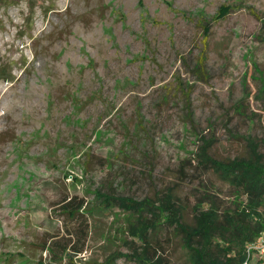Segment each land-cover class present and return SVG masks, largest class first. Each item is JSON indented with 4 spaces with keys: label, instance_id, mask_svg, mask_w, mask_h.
<instances>
[{
    "label": "rangeland",
    "instance_id": "rangeland-1",
    "mask_svg": "<svg viewBox=\"0 0 264 264\" xmlns=\"http://www.w3.org/2000/svg\"><path fill=\"white\" fill-rule=\"evenodd\" d=\"M262 81L264 0H0V264H48L43 245L77 225L60 210L74 194L95 209L74 260L130 252L126 214L94 189L169 187L185 221L207 197L233 206L197 153L207 141L213 157L246 156L248 137L264 152ZM172 227L158 254L190 264Z\"/></svg>",
    "mask_w": 264,
    "mask_h": 264
},
{
    "label": "trees",
    "instance_id": "trees-1",
    "mask_svg": "<svg viewBox=\"0 0 264 264\" xmlns=\"http://www.w3.org/2000/svg\"><path fill=\"white\" fill-rule=\"evenodd\" d=\"M206 30L207 26H204ZM195 68L202 71L199 63ZM260 92L264 93V81ZM246 145V156L225 159L210 155L207 141L200 147L198 159L232 187L234 199L233 206L226 207H220L212 198L203 199L206 205H196L191 221L183 220L186 207L176 203V195L169 187L161 197L139 200L94 189L92 193L101 202V208L117 206L126 214L123 231L130 236V239L122 238L130 252L112 253L99 264H111L119 257L133 259L138 264H168L158 254L161 245L157 234L164 223L172 225L173 231L181 234L190 264H241L245 258V245L264 228V152L250 137L246 138ZM87 204L84 196L64 197L60 210L69 219L76 220L77 225L66 229L67 235L62 241L50 239L43 245L49 253L48 264H78L74 256L82 252L88 235L87 220L80 217L95 210H90L92 207ZM36 264L45 263L38 261Z\"/></svg>",
    "mask_w": 264,
    "mask_h": 264
},
{
    "label": "built area",
    "instance_id": "built-area-1",
    "mask_svg": "<svg viewBox=\"0 0 264 264\" xmlns=\"http://www.w3.org/2000/svg\"><path fill=\"white\" fill-rule=\"evenodd\" d=\"M245 258L241 264H248L254 256L264 257V228L258 233L257 237L245 245Z\"/></svg>",
    "mask_w": 264,
    "mask_h": 264
}]
</instances>
